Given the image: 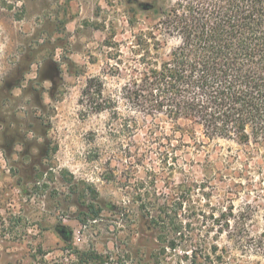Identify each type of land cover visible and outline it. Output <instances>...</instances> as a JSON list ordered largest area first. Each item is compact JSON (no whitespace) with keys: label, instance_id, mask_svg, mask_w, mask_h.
I'll list each match as a JSON object with an SVG mask.
<instances>
[{"label":"rangeland","instance_id":"1","mask_svg":"<svg viewBox=\"0 0 264 264\" xmlns=\"http://www.w3.org/2000/svg\"><path fill=\"white\" fill-rule=\"evenodd\" d=\"M137 3L0 0V264H264L261 147L121 98ZM91 76L110 109L79 102Z\"/></svg>","mask_w":264,"mask_h":264},{"label":"trees","instance_id":"2","mask_svg":"<svg viewBox=\"0 0 264 264\" xmlns=\"http://www.w3.org/2000/svg\"><path fill=\"white\" fill-rule=\"evenodd\" d=\"M147 3L138 10L151 11L154 24L135 35L137 67L121 98L145 116L189 120L209 138L254 142L264 159V0ZM168 39L176 44L161 56ZM100 86L91 76L81 91L79 102L92 113L112 106ZM77 257V264L105 262L92 250Z\"/></svg>","mask_w":264,"mask_h":264},{"label":"water","instance_id":"3","mask_svg":"<svg viewBox=\"0 0 264 264\" xmlns=\"http://www.w3.org/2000/svg\"><path fill=\"white\" fill-rule=\"evenodd\" d=\"M138 5L141 6L143 9H147L148 6H149V3H147V2H140Z\"/></svg>","mask_w":264,"mask_h":264}]
</instances>
